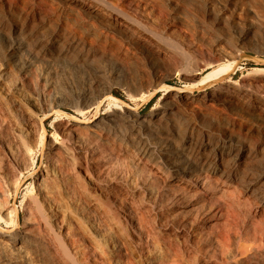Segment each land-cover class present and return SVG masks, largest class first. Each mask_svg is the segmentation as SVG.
I'll use <instances>...</instances> for the list:
<instances>
[{
    "label": "bare ground",
    "instance_id": "1",
    "mask_svg": "<svg viewBox=\"0 0 264 264\" xmlns=\"http://www.w3.org/2000/svg\"><path fill=\"white\" fill-rule=\"evenodd\" d=\"M125 6L126 11L112 7V12L117 18L130 20L129 13L134 7L128 2ZM16 28L13 33L0 31L6 43L4 61L8 68L20 70L26 79L24 73L28 76L37 66ZM260 30L264 31L261 20L243 26L236 24L239 40L196 50V57L200 58L195 62L196 67L219 65L232 71L247 43L262 38L264 33ZM168 43L178 44L171 39ZM43 59L55 64L47 57ZM94 71L97 81L88 80L84 93L79 90L74 75L68 72L63 75L64 87L76 96H67L68 99L76 103V98H83L86 112L105 98L116 103L117 99L110 97L111 87L122 83L118 75L105 79L107 73L103 69L94 67ZM253 73L252 82L247 84L258 90L264 83V68H255ZM43 88L34 93L42 100L39 109L46 112L43 117L46 120L66 98L61 91L51 93L47 87ZM7 90L17 107L23 92L17 88ZM210 96L213 103H234L229 98ZM183 99L188 101L187 96ZM177 101L180 99L176 97L175 104L163 107L156 115L157 127L123 106H116L112 113L93 123L62 124L61 141L52 138L47 143L49 165L37 179V194L25 205L26 221L20 228L17 227L19 211L12 205L20 180L8 190L0 177V264H258L264 261V189L258 188L264 184V164L258 166L257 179L241 181L238 171L252 166L254 148L247 142L235 145L224 138L214 143H195L193 137L197 132L179 131L173 126L172 113ZM5 111H0V148L8 154L3 157L7 162L3 166L7 170L16 163L27 169L32 161L30 150L12 130L6 113H1ZM126 119L139 122L140 126L130 123L132 131L123 140L111 130L119 132L116 129ZM22 122L27 139L37 143L42 137L41 122L26 116ZM210 134L202 132L205 136ZM224 135L230 141L235 136L232 132ZM136 137L140 143L137 148L132 144ZM180 137L185 140L178 141ZM231 158L235 172L227 174L223 163Z\"/></svg>",
    "mask_w": 264,
    "mask_h": 264
},
{
    "label": "rangeland",
    "instance_id": "2",
    "mask_svg": "<svg viewBox=\"0 0 264 264\" xmlns=\"http://www.w3.org/2000/svg\"><path fill=\"white\" fill-rule=\"evenodd\" d=\"M69 2L72 0H0V31L13 33L18 27L37 66L28 72L31 76L24 73L26 79L20 70L8 68L4 61L5 38L0 37V111L6 110L1 113H6L4 115L9 119L12 130L20 135V140L23 138L32 158L27 169L13 163L7 171V162L3 157L8 154L0 148V169H5L0 170L3 184L8 190L12 189L11 184L16 180H20L21 184L12 200L20 215L17 227L25 223V205L37 194V179L41 171L48 168V144L52 138L58 141L63 138L61 125L85 121L93 123L106 113H112L116 106L131 109L157 127L156 115L163 107L175 104L177 97L180 101H177L172 113L173 126L179 131L197 132L193 137L195 143H214L223 138L235 145L247 142L256 152L252 155L254 159H250L252 166L237 170L238 176L241 181L258 178V166L264 164V83L258 86L259 91L247 83L252 82L255 68H264V34L259 41L247 43L232 71L228 67L221 69L219 65L196 67L198 63L195 62L200 58L195 53L198 49L215 48L223 42L239 40L236 24L249 25L256 19L264 24L263 0ZM126 2L134 7L129 13L130 20L117 18L112 12V7L125 8L126 11ZM170 39L178 42L177 46L168 43ZM46 57L55 64L47 63L43 59ZM94 67L107 73L105 79L111 75L120 76L122 83L111 87L110 97L117 99L116 103L105 98L86 112L83 98H76V103L68 99L76 96L64 87L63 75L65 72L74 75L79 90L84 93L83 87L88 80L97 81ZM44 86L51 93L61 91L66 98L58 111L46 120V112L39 109L42 100L34 93L36 89L44 90ZM16 88L24 94L17 101V107L12 103L14 100H10L7 90ZM115 93L121 96L116 97ZM210 94L232 99L234 103L215 104L210 101ZM184 96H187V102ZM23 116L41 122L42 137L37 143L27 139ZM130 123L140 126L139 122L126 119L116 129L119 132L111 131L125 140L128 132L132 131ZM203 131H209L210 136L202 135ZM225 132L235 135L231 141L224 135ZM182 140L185 138H178V141ZM132 144L135 148L140 145L137 137ZM232 160L226 159L227 163L224 160L227 174L235 172ZM258 188L264 189V184L261 183ZM258 264H264V261Z\"/></svg>",
    "mask_w": 264,
    "mask_h": 264
},
{
    "label": "trees",
    "instance_id": "3",
    "mask_svg": "<svg viewBox=\"0 0 264 264\" xmlns=\"http://www.w3.org/2000/svg\"><path fill=\"white\" fill-rule=\"evenodd\" d=\"M116 97H120L121 95L119 93H115ZM151 106V104L149 105V107Z\"/></svg>",
    "mask_w": 264,
    "mask_h": 264
}]
</instances>
